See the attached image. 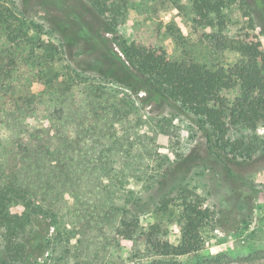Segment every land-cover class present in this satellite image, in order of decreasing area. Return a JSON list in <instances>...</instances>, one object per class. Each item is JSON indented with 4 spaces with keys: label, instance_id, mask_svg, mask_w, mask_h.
Masks as SVG:
<instances>
[{
    "label": "rangeland",
    "instance_id": "1",
    "mask_svg": "<svg viewBox=\"0 0 264 264\" xmlns=\"http://www.w3.org/2000/svg\"><path fill=\"white\" fill-rule=\"evenodd\" d=\"M226 3L220 17L209 18L224 23L223 33L234 37L250 27L260 32L243 0ZM37 13L28 16L33 22L23 46L9 44L0 30V172L19 178L29 190L30 211L59 232L42 258L11 264L146 263L149 251L140 233L157 226L160 238L177 243L186 201L200 202L210 218L200 230V251L175 260L264 264V126L228 124L233 144L227 165L241 179L235 193L209 153L200 118L168 104L143 103V91L136 95L91 74L77 77L65 52H57L63 50L60 38L42 28L44 13ZM198 20L194 0H128L119 9L118 31L129 44L163 48L173 61L213 68L234 63L235 52L207 38L219 26ZM260 39L264 46V35ZM10 52L17 60L8 66ZM224 94L233 101L238 92ZM190 153L196 165L187 174L161 179L166 167ZM164 199L170 201L166 209ZM15 205L12 211H24ZM126 209L131 222L140 223L132 240L119 233Z\"/></svg>",
    "mask_w": 264,
    "mask_h": 264
},
{
    "label": "trees",
    "instance_id": "2",
    "mask_svg": "<svg viewBox=\"0 0 264 264\" xmlns=\"http://www.w3.org/2000/svg\"><path fill=\"white\" fill-rule=\"evenodd\" d=\"M226 2L194 0L198 21L209 20L211 14L220 17ZM243 2L251 11L253 23L260 28L258 34L250 27L231 37L222 32L224 23L207 21L211 26L218 25L220 30L207 35L213 46L233 51L238 56L234 63L218 68L192 60L173 61L163 48L129 44L118 31L119 9L128 0H21L20 5L0 0V30L9 44L23 46L30 40L27 25L33 21L28 16L38 14L37 11L44 13L42 28L49 27L60 38L63 50L57 52H65L71 64L70 71L77 77L80 73L91 74L117 83L136 95L143 91L146 94L140 99L143 103L168 104L200 118L209 153L222 164L225 180L235 185L241 179L227 165L226 150L233 144L227 139L228 124L243 122L264 126V46L260 39V34L264 35V0ZM8 55L7 65H14L17 54L10 52ZM4 70L0 62V73ZM232 89L238 94L230 101L224 93ZM210 131L218 136V144L213 141ZM195 165L196 157L190 153L166 167L161 179L169 174L185 175ZM7 173L0 172V231H3L1 237L4 240L0 262L30 263L45 255L59 231L53 228L49 219L36 214L34 209L30 211L33 203L29 190L21 187L15 174L9 176ZM234 185L232 189L238 193L239 188ZM161 202V207L168 208L170 201L164 199ZM13 203L15 206L21 204L24 211H12ZM183 207L177 220L181 228L177 243L160 238L157 226L140 233L150 258L142 264H183L175 259L200 251V230L210 218V211L200 202L186 201ZM130 213L129 209L125 210L119 233L132 240L140 223L138 218L132 223ZM28 225L32 226L30 230H27Z\"/></svg>",
    "mask_w": 264,
    "mask_h": 264
}]
</instances>
